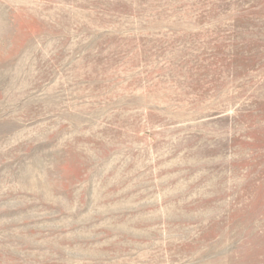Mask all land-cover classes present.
Returning <instances> with one entry per match:
<instances>
[{
	"label": "rangeland",
	"instance_id": "1",
	"mask_svg": "<svg viewBox=\"0 0 264 264\" xmlns=\"http://www.w3.org/2000/svg\"><path fill=\"white\" fill-rule=\"evenodd\" d=\"M0 264H264V0H0Z\"/></svg>",
	"mask_w": 264,
	"mask_h": 264
}]
</instances>
